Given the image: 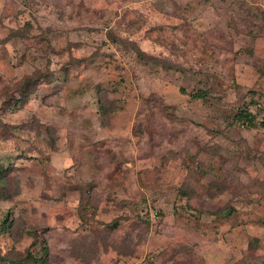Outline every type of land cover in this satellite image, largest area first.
I'll use <instances>...</instances> for the list:
<instances>
[{"label":"rangeland","instance_id":"1","mask_svg":"<svg viewBox=\"0 0 264 264\" xmlns=\"http://www.w3.org/2000/svg\"><path fill=\"white\" fill-rule=\"evenodd\" d=\"M263 109L264 0H0V264H264Z\"/></svg>","mask_w":264,"mask_h":264},{"label":"trees","instance_id":"2","mask_svg":"<svg viewBox=\"0 0 264 264\" xmlns=\"http://www.w3.org/2000/svg\"><path fill=\"white\" fill-rule=\"evenodd\" d=\"M196 97H202L200 94H196ZM264 111V109H263ZM239 116L242 118L243 123H245V125H251L255 119V116L253 114H251L249 109H243L239 112ZM116 226V223L111 224V227L114 228ZM25 262V261H24Z\"/></svg>","mask_w":264,"mask_h":264}]
</instances>
